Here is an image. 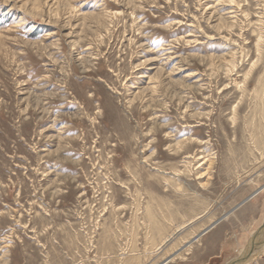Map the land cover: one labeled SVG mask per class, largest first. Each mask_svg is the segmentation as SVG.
<instances>
[{"label":"rangeland","instance_id":"1","mask_svg":"<svg viewBox=\"0 0 264 264\" xmlns=\"http://www.w3.org/2000/svg\"><path fill=\"white\" fill-rule=\"evenodd\" d=\"M260 244L264 0H0V264Z\"/></svg>","mask_w":264,"mask_h":264},{"label":"bare ground","instance_id":"2","mask_svg":"<svg viewBox=\"0 0 264 264\" xmlns=\"http://www.w3.org/2000/svg\"><path fill=\"white\" fill-rule=\"evenodd\" d=\"M261 53V52H260ZM256 68V67H255ZM250 77V76H249ZM248 80V79H247ZM250 80V79H249ZM245 89V88H244ZM263 112V111H262ZM263 114V113H262ZM257 193V192H256ZM255 193V194H256ZM254 194V193H253ZM254 194V195H255ZM253 196V195H252ZM226 221V220H225ZM209 228H211V227H209ZM209 228H207V229H209ZM206 229V230H207ZM205 230V231H206ZM201 236V235H200ZM199 237V236H198ZM109 239V238H108ZM250 241V240H249ZM260 246H261V244H260ZM258 249V248H257ZM255 250L253 253H250V256L248 257L249 259H247V260H251V258L253 259L254 257H256L257 255H259V254H261L262 252H264V245L263 246H261L258 250ZM245 253V252H244ZM132 256V255H131ZM243 256V255H242ZM245 258V257H244ZM170 260H172L171 258H169ZM170 260H168L167 259V261H165L163 264H165V263H168ZM239 261V260H238ZM246 261V260H245ZM233 262V261H232ZM235 262V261H234ZM244 263V262H243ZM234 264V263H233Z\"/></svg>","mask_w":264,"mask_h":264},{"label":"water","instance_id":"3","mask_svg":"<svg viewBox=\"0 0 264 264\" xmlns=\"http://www.w3.org/2000/svg\"><path fill=\"white\" fill-rule=\"evenodd\" d=\"M252 243H253V242H252ZM252 243H251V244H252Z\"/></svg>","mask_w":264,"mask_h":264}]
</instances>
